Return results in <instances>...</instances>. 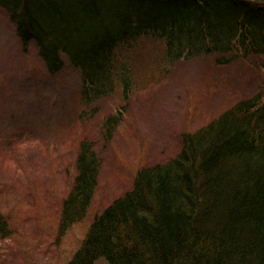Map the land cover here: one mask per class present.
<instances>
[{"label":"trees","instance_id":"trees-1","mask_svg":"<svg viewBox=\"0 0 264 264\" xmlns=\"http://www.w3.org/2000/svg\"><path fill=\"white\" fill-rule=\"evenodd\" d=\"M0 8L48 73L64 68V56L80 70L87 102L129 88L131 69L120 56L144 36L163 40L170 62L264 55V0H0ZM181 145L171 159L137 171L130 189L94 217L69 264H264L263 97L183 132ZM78 149L60 235L88 216L99 185L92 143ZM9 233L0 209V236Z\"/></svg>","mask_w":264,"mask_h":264},{"label":"rangeland","instance_id":"rangeland-1","mask_svg":"<svg viewBox=\"0 0 264 264\" xmlns=\"http://www.w3.org/2000/svg\"><path fill=\"white\" fill-rule=\"evenodd\" d=\"M166 54L163 40L138 39L120 56L131 69L129 88L87 102L80 70L64 56V68L48 73L34 44L23 50L0 8V209L10 227L0 236V264H69L94 217L130 189L140 168L171 159L183 132L233 104L264 99V55L170 62ZM85 140L101 160L99 185L88 216L60 235V208Z\"/></svg>","mask_w":264,"mask_h":264}]
</instances>
